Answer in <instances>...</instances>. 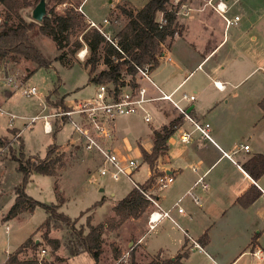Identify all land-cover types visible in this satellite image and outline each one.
I'll return each mask as SVG.
<instances>
[{
  "label": "crops",
  "instance_id": "1",
  "mask_svg": "<svg viewBox=\"0 0 264 264\" xmlns=\"http://www.w3.org/2000/svg\"><path fill=\"white\" fill-rule=\"evenodd\" d=\"M117 1L114 7L118 3L126 4L133 10L142 6H135L124 0ZM172 1L174 4L178 2ZM218 2L226 5L224 12L215 10L212 6ZM82 3L83 0L78 3L81 12L89 19L83 12ZM235 16L238 18L234 19ZM225 17L231 22H226ZM176 21L181 33L161 44L157 64L151 67L150 76L151 79L153 76V83L162 92L173 93V99L196 122L202 125L209 123L210 139L195 129L168 100L161 98L147 103L148 109L153 108L164 119L157 128L151 127L149 147L143 145L141 137L131 138L119 133L114 121L108 145L122 156L134 157L131 152L135 151L138 158L143 160L142 149L150 152L153 146V129H159L175 117L179 118L175 130L166 141V151L155 159L154 164L156 175L169 173L174 180L167 187L161 190L155 188L154 191V177L145 189L163 209L170 210L172 219L163 217L153 228H149L148 214L153 209L149 202L148 209L140 217L128 218L120 225L129 221L139 222L145 218L144 229L130 240L127 250L116 244L119 254L116 257L112 255L113 260L116 264L121 261L128 264L130 252L134 251L135 262L145 264L155 256L174 259L177 254L186 252L180 258L182 264H264V171L254 178L244 167L253 156L264 155V0H186L179 5ZM260 70L263 71L261 80L245 85L242 83L250 74ZM127 75L130 74L124 73L123 79ZM214 81L223 86L217 87ZM142 83L148 87L150 96L160 95L150 83ZM94 84L96 87V83ZM5 93L9 94L10 90L5 89ZM182 93L193 94L194 99H180ZM62 97L65 105L77 101ZM3 101L0 97L1 108ZM168 103L175 109L170 115L164 112ZM47 104L51 108L49 112L62 107L55 108L51 103ZM248 105H251V110L243 113L242 106ZM49 120L52 127L50 132L44 131L43 122L41 126L44 133L52 134V142L48 144L57 145L56 153H63L69 147L78 149L82 146L84 157L72 169L75 173H86L84 167L92 165L93 158L98 160V168L101 160L99 155L88 152L79 140H75L76 134L67 118L51 117ZM65 122L71 127L70 133L65 143L58 142L55 134L63 128ZM7 130L10 132L9 128ZM182 132L188 135L186 141L180 140ZM246 143L249 144V150L241 148ZM69 150L70 156L74 152ZM44 154L40 156L43 157ZM70 170L71 168L66 172ZM36 173L38 172L32 171L30 176ZM152 173L153 170L149 167L147 178L138 184L145 183ZM51 176L55 195L58 201L59 197L63 201L64 198L59 195L63 191L58 183L61 174ZM55 184H58L56 188ZM132 188L133 185L129 190ZM99 190L103 188L100 187ZM119 199L111 202L110 215ZM62 201L58 202L59 206ZM178 206L182 208V212L177 210ZM9 208L3 211L5 214L2 218ZM89 211L93 212L92 209ZM8 230L7 223L6 233ZM151 232L155 233L157 243L149 249L146 238ZM20 244L10 251L4 249L0 264H4ZM42 248L40 247L41 256L44 255L41 254ZM36 249L25 248L18 254V258L27 260L35 257L40 261L42 258L35 255L22 257L25 250ZM137 249L147 257L144 262L136 261Z\"/></svg>",
  "mask_w": 264,
  "mask_h": 264
},
{
  "label": "rangeland",
  "instance_id": "2",
  "mask_svg": "<svg viewBox=\"0 0 264 264\" xmlns=\"http://www.w3.org/2000/svg\"><path fill=\"white\" fill-rule=\"evenodd\" d=\"M80 0H65V2L58 3L57 0H45L46 10L54 7L57 11H63L69 4L79 6ZM129 1L135 6L143 5L147 0H124ZM117 0H83L82 9L85 15L95 21L101 23L103 18H107L109 23L104 27L109 32L110 37L127 21V18L120 15L114 7ZM34 7V6H33ZM33 7H26L21 9V13L31 16V10ZM114 9L112 10L111 8ZM78 10V9H77ZM112 10V11H111ZM80 11V10H78ZM81 12V11H80ZM4 16L3 6L0 4V22ZM85 23L89 27L88 20L84 16ZM92 28V27H91ZM174 36H177L175 34ZM166 40L165 43H167ZM35 44L40 49L42 54L52 60L50 68L39 67L35 69L31 74L29 72L35 68L36 64L28 59L21 58L19 61L14 62L6 60L0 65V76L6 77L8 75H14L17 81L23 83L24 86L34 85L36 87L37 94L35 95H23L18 89H13L11 85H3L0 79V97L3 98L2 108L13 113L17 117L13 120V126L8 125V116L0 113V135L6 134L9 128L10 132L7 133L10 140H15L13 145L17 148L14 155L5 147L0 146V257L4 256V249L8 251L16 248L30 233V237L41 241L40 246L33 251H26L22 257L25 256H37L50 262L49 264H93V260L90 254L86 251H82L75 255H69L66 247V240L69 237V231L66 225L60 221H53L52 226L48 232V236L51 238H57L60 242L58 249L53 251L51 246L43 239L41 235L45 232L46 228L43 223L46 213L41 206H36L31 211H24L18 217L11 219H4L2 216L14 201V187L21 180V173L16 169V161L11 156H19V152H23V158H27L32 153H38L43 155L45 147L49 142H52V134H46L42 130L41 119H37L30 123L29 120L36 114L47 113L51 109L46 102V96L51 90L56 87L59 96H64L66 99L78 100L80 98H86L93 96L95 92V84L88 81L87 69L84 66L85 57L82 59L78 51L82 50L83 45L73 56L66 55L64 62L57 60L59 51L55 42L51 37L39 33L35 37ZM79 51V52H80ZM99 61L97 69H103L105 64H101ZM263 71H257L246 77L242 83L250 84L252 82L259 81L262 78ZM152 79L154 80L153 76ZM110 83L106 81L103 83ZM5 89H9L10 93L6 94ZM57 96L50 95V100L53 102ZM71 104V103H70ZM151 107V105H150ZM44 108V109H43ZM251 105L242 106L241 111L243 113L251 110ZM151 119L146 122L142 119L141 113H133L128 115H121L115 119V125L119 133L129 136L131 138L141 137V141L145 147H149L151 143V127L157 128L161 120L164 119L159 116L153 108H149ZM164 112L169 114L175 112L174 107L168 103L164 108ZM17 127V128H16ZM71 127L65 122L63 128L57 131L55 134L56 141L66 142V139L70 133ZM18 138V140H16ZM21 141L24 143L21 145ZM70 149V150H69ZM68 150L73 151L70 156ZM67 151L60 153L59 151H53L51 157L58 158L55 161L56 173L61 174L59 179L60 189L63 191L59 193L64 199L61 205L58 207L59 211H62L71 218H78L76 226H84L86 228L87 223L94 224L95 222H102L104 218L110 216V204L122 197L131 187L132 184L121 177L117 180H113L108 176L100 175L97 169L98 160H91L92 165L84 167L86 173H75L72 170L78 163L81 157H84L82 152V146L78 149L68 148ZM58 154V155H57ZM131 155L138 158L135 151L131 152ZM41 157V156H40ZM139 159V158H138ZM33 160V159H32ZM139 168L133 173V179L141 183L143 182L149 173V165L147 162L140 160ZM71 168L70 171L67 169ZM87 171H89L87 173ZM64 172H66L64 174ZM53 177L47 174L36 173L30 176L26 186L25 192L31 195L34 199L43 203H58V197L54 191ZM58 186V184H57ZM102 187L103 190H99ZM154 187L152 190L156 191ZM58 190V189H57ZM113 193V194H112ZM103 197L101 203H97L93 208V212L88 211L94 203L99 201ZM90 214V215H89ZM8 223V233L5 231V226ZM40 224V225H39ZM145 227V218L141 221H129L125 225L119 227L116 230H107L102 235L103 240V253L99 264H116L113 260L114 248L116 249L119 244V248L127 250L128 243L131 239L136 238L138 234ZM87 231V228H86ZM146 241L149 242V249L157 243L155 233L151 232ZM40 247L45 249L43 256L40 255ZM140 249L135 252L136 261L144 262L147 257L143 256ZM122 263L124 261H121ZM129 263V258L128 261Z\"/></svg>",
  "mask_w": 264,
  "mask_h": 264
},
{
  "label": "trees",
  "instance_id": "3",
  "mask_svg": "<svg viewBox=\"0 0 264 264\" xmlns=\"http://www.w3.org/2000/svg\"><path fill=\"white\" fill-rule=\"evenodd\" d=\"M39 0H0L4 9V16L0 22V65L6 61H19L21 58L28 59L36 64L29 74L39 67L50 68L52 60L46 58L35 44V37L42 33L51 37L59 51L57 60L64 62L66 55L73 56L83 45L87 48V56L84 66L87 68L88 81L92 83H103L110 81L115 86L124 85L123 74H134L135 67L132 63L141 66L149 64L154 67L157 64V55L160 53L161 44L170 40L175 34L181 33L176 18L179 5L186 0H147L139 9L133 10L126 4H116V9L120 15L127 18V21L111 36V40L118 48L112 44L105 36L95 28L88 27L85 23L84 15L77 10V5L72 3L66 6L63 11H57L54 7L48 8L41 21L33 20L30 14L21 13L22 8L33 7ZM58 3L65 0H57ZM165 19L164 23H159V15ZM102 61L105 64L103 69H97V64ZM57 97L52 102L50 95ZM57 88L54 87L50 95L46 96V102L51 103L55 108L58 106L67 107L62 96L57 95ZM178 117L173 118L159 129H153V146L150 152L142 149V159L147 162L153 173L147 181L140 185L141 190H145L153 181L156 175L154 171L155 159L167 149V139L175 130ZM8 136H0V146L7 148L11 155H14L17 148ZM18 140V138L16 139ZM21 145H23L21 141ZM57 145L48 144L43 157L38 153L27 158H23V152L19 156H11L16 161V169L21 173L20 182L14 187V202L4 216L9 219L20 215L24 211H31L36 206H41L46 213V217L41 224L46 230L41 235L54 251L59 247V240L48 236V232L53 221L64 223L69 231L66 240L67 251L70 255L86 251L90 254L93 264H99L103 253L102 235L107 230L117 229L126 219L140 217L149 207V200L138 188H132L128 193L119 199L112 208V215L104 218L102 222L92 225L90 222L84 226H76L78 218H71L58 210V203L40 202L25 192V186L32 171L55 175L56 157L50 155L55 151ZM23 156V157H22ZM33 159V160H32ZM244 167L254 178H257L264 171V155L257 154L250 158ZM57 185L55 184V188ZM58 195V194H57ZM94 203L88 211L97 203ZM62 199L59 197V201ZM41 241L28 237L17 249L11 253L4 264H49L46 260L37 258L20 260L18 254L25 248L36 249ZM119 251L114 248L113 255L118 256ZM186 252L177 254L174 259H160L155 256L145 264H182L180 258ZM118 264H123L119 262ZM128 264H137L134 260V251L130 252Z\"/></svg>",
  "mask_w": 264,
  "mask_h": 264
},
{
  "label": "built area",
  "instance_id": "4",
  "mask_svg": "<svg viewBox=\"0 0 264 264\" xmlns=\"http://www.w3.org/2000/svg\"><path fill=\"white\" fill-rule=\"evenodd\" d=\"M212 6L215 10L220 12H224L226 7V5L221 2L212 4ZM77 9L81 11L80 6H78ZM237 18L238 16L234 17V19ZM225 19L226 22H231L230 19L226 17ZM158 21L161 24L165 22V19L161 14L159 15ZM108 23L109 21L107 18H103L101 23H96L91 19L88 20L89 27L95 28L101 32L105 38L114 44L122 53L116 43L111 40L109 32L104 29ZM79 51L78 54L83 59L87 54L86 46H84L80 52ZM132 64L135 67V73L127 75L128 77L123 79L124 85L118 86L117 89H115V86L109 82L97 83L93 96L73 101L71 104H66L67 107L65 108L58 107L55 111L49 113L36 114L30 118L29 122L32 123L37 119H42L44 131L50 132L52 127L49 118H67L76 134L75 140H79L83 144L84 149L88 152H94L99 155L101 159L97 168L99 174L108 176L113 180L124 177L133 185V187L138 188L149 200L153 209H151L148 214V226L149 228H153L163 217L172 219L170 210L163 209L156 198L150 192L141 190L138 182L133 179L132 175L140 165L139 159L131 156H122L108 145L112 136L115 119L121 115L141 112L143 120L149 122L151 115L148 111L147 103L161 98L168 100L181 114H183L184 118L191 122L195 129H197L203 136L210 139L208 133L209 123L203 125L199 124L188 114L185 108L180 105L177 100L173 99V93L166 94L162 92L151 79V67L149 64L141 66L134 63ZM0 79L3 84L11 85L13 89H18L23 95L28 96L37 94L34 85L23 87V83L17 81L14 75H8L3 78L0 76ZM142 81L154 86L157 91L160 92V95L157 97L150 96L148 93V87L145 83H142ZM214 84L217 87L223 86L217 81H214ZM180 99L193 100L194 95L182 93ZM0 113L8 116V125L13 127V120L17 116L1 107ZM187 136L186 132H182L180 140L186 141L188 139ZM241 148L249 150V144H242ZM173 180L174 177L172 174H158L155 176L153 187H156L157 190H161L172 183ZM203 186H205V184ZM177 210L182 212L180 206L177 207ZM192 241L195 243L194 240ZM44 252L45 249L42 248L41 254H44Z\"/></svg>",
  "mask_w": 264,
  "mask_h": 264
},
{
  "label": "water",
  "instance_id": "5",
  "mask_svg": "<svg viewBox=\"0 0 264 264\" xmlns=\"http://www.w3.org/2000/svg\"><path fill=\"white\" fill-rule=\"evenodd\" d=\"M45 14V0H39L31 10V18L36 21H41Z\"/></svg>",
  "mask_w": 264,
  "mask_h": 264
}]
</instances>
